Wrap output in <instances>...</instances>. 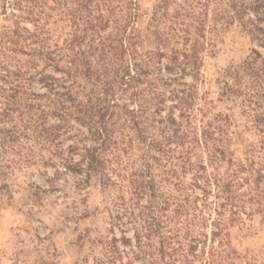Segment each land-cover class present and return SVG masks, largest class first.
<instances>
[{
	"label": "rangeland",
	"instance_id": "374dc122",
	"mask_svg": "<svg viewBox=\"0 0 264 264\" xmlns=\"http://www.w3.org/2000/svg\"><path fill=\"white\" fill-rule=\"evenodd\" d=\"M226 3L0 0V264L128 263L125 256L107 263L104 255L106 242L121 236L116 228L110 233L108 213L117 199L131 197L119 185L104 186L99 175L80 183L83 177L54 167L50 160H62L51 155L47 140L77 163L94 146L90 119L105 115L121 160H136L131 122L143 86L120 78L140 68L148 80L160 79L157 120L189 115L191 137L208 130L207 148L192 151L191 161L205 168L200 182L193 181L199 169L176 179L163 175L161 197L141 202L153 200L158 214L169 215L168 191L184 188L179 198L190 205L198 242L175 264H264V135L240 98L222 94L224 82L233 83L229 73L258 48ZM175 53H193L197 71H167ZM59 103L68 109L63 125L55 114ZM58 125L57 136L45 139ZM212 153L223 160L211 164ZM125 237L132 239L133 231Z\"/></svg>",
	"mask_w": 264,
	"mask_h": 264
},
{
	"label": "trees",
	"instance_id": "16d2710c",
	"mask_svg": "<svg viewBox=\"0 0 264 264\" xmlns=\"http://www.w3.org/2000/svg\"><path fill=\"white\" fill-rule=\"evenodd\" d=\"M225 1L227 3L224 5L232 8L233 17L241 20L242 26L250 34L251 40L258 49L253 48L247 60L229 73L233 83L224 82L222 94L240 98L241 105L254 112V126L264 135V0ZM221 4L222 2H219V5ZM175 68L184 71L189 68L195 72L197 57L193 53H175L168 58L165 69L171 71ZM149 75L147 71L140 68L135 71L136 78L127 74L126 71L120 78V82L125 85L136 81L138 85L143 86L139 89V104L137 111L133 112L134 121L131 122L135 134L131 142H136L135 149L137 148L139 152L136 160L128 159L125 163L121 160V155L116 151L111 136L113 125L111 121L104 120L105 115H100L98 121L90 119L89 140L94 143V146L85 148L77 163L71 161V158L60 157L62 153L59 144L47 140L49 142L47 144L53 147L51 155L58 156L62 160V162L54 163L50 160L51 164L61 165L67 173L83 177L78 179L80 183H87L92 174L99 175L104 186L119 185L121 189L125 188V192L131 197L127 201L123 198L117 199L112 205L113 209L108 213L110 233L116 228L121 236L117 239L113 235L106 242L104 259L107 263L121 261L125 256L129 260L126 264H132V261H138L141 264H175L185 259L187 251L193 249L198 242L191 236L194 225L187 215L190 205L185 199L179 198L184 197L181 194L183 187L177 185L179 190L176 191L180 194L168 191V198L164 200V204L166 211L169 207L171 208L169 215L158 214V208L153 200L147 201L145 205L141 204L145 197H161L165 189L163 183L167 182L163 179V175L169 179L174 177L176 179L186 170L199 169L200 171H196L198 175L193 178L195 183H199L200 177L202 179L200 172L205 168L191 161L192 151L199 144L207 148L209 142L208 130L205 128L202 130L201 138L191 137L189 115L186 117L180 115V122L171 117L166 121L156 119L160 114L159 106L163 102L164 95L158 85L160 79L155 77L148 80ZM178 107H182L183 111L188 108L182 104ZM57 108L55 114L57 113L56 116L60 118L59 123L63 125L61 122H64V117L68 115V109L61 103ZM152 108L154 110H151ZM143 117H145L143 122L146 126L141 123ZM61 125L49 127L52 133L45 139L53 135L57 136ZM109 145H113L115 149L108 155L105 151L108 150ZM59 150L60 153H58ZM221 155L222 153L208 155L209 162L211 164L221 162L223 160ZM155 170L159 171V175L154 173ZM160 210L163 211V209ZM128 230L133 231V240L125 237ZM118 241L125 247L124 250L128 248V251L119 250L116 244Z\"/></svg>",
	"mask_w": 264,
	"mask_h": 264
}]
</instances>
